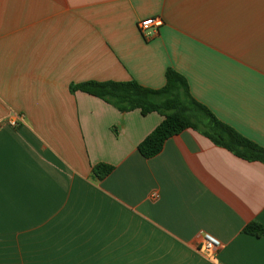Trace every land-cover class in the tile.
<instances>
[{
	"label": "crops",
	"instance_id": "crops-1",
	"mask_svg": "<svg viewBox=\"0 0 264 264\" xmlns=\"http://www.w3.org/2000/svg\"><path fill=\"white\" fill-rule=\"evenodd\" d=\"M155 17L145 39L138 23ZM168 69L264 148V0H0V246L16 264H264V237L243 231L264 227V163L193 129L146 159L161 115L70 90H157ZM98 164L114 167L102 181Z\"/></svg>",
	"mask_w": 264,
	"mask_h": 264
},
{
	"label": "trees",
	"instance_id": "trees-1",
	"mask_svg": "<svg viewBox=\"0 0 264 264\" xmlns=\"http://www.w3.org/2000/svg\"><path fill=\"white\" fill-rule=\"evenodd\" d=\"M70 90L95 96L123 113L139 110L144 116L152 113L161 115L164 118L162 123L138 146L139 153L146 159L159 155L170 138L193 129L238 158L264 163V148L220 121L198 102L192 96L186 78L173 69L167 70L166 84L157 90L144 87L136 81H89L72 85ZM113 170L112 166L98 164L93 167V175L102 181ZM243 231L264 237V227L258 223L248 224Z\"/></svg>",
	"mask_w": 264,
	"mask_h": 264
},
{
	"label": "built area",
	"instance_id": "built-area-1",
	"mask_svg": "<svg viewBox=\"0 0 264 264\" xmlns=\"http://www.w3.org/2000/svg\"><path fill=\"white\" fill-rule=\"evenodd\" d=\"M164 22L160 17L149 18L138 23V29L145 39H152L159 32V28L163 26ZM24 116L16 115L8 120V124L12 127H17L23 124ZM158 194H153L152 198L157 199ZM221 243L211 237L210 235H203L201 238V246L199 251L210 256H214L221 249Z\"/></svg>",
	"mask_w": 264,
	"mask_h": 264
},
{
	"label": "rangeland",
	"instance_id": "rangeland-1",
	"mask_svg": "<svg viewBox=\"0 0 264 264\" xmlns=\"http://www.w3.org/2000/svg\"><path fill=\"white\" fill-rule=\"evenodd\" d=\"M9 242V241H8ZM31 249V248H27ZM5 251V253H4ZM0 264H16L14 262V256L16 254V248L14 247H5V246H0ZM22 264H32L31 259L29 260L28 263H22Z\"/></svg>",
	"mask_w": 264,
	"mask_h": 264
}]
</instances>
